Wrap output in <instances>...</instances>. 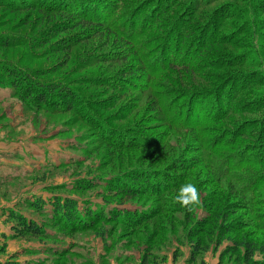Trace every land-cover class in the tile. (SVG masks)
Wrapping results in <instances>:
<instances>
[{
	"label": "rangeland",
	"instance_id": "rangeland-1",
	"mask_svg": "<svg viewBox=\"0 0 264 264\" xmlns=\"http://www.w3.org/2000/svg\"><path fill=\"white\" fill-rule=\"evenodd\" d=\"M109 1L38 0L45 8L66 6L39 10L24 7L31 0H0V264H141L143 258L150 264H248L244 247L234 244L248 240L264 248V213H258L264 212V183L257 211H250L242 185L263 178L250 173L264 171V0ZM192 11L204 19L185 21ZM132 18L133 29L126 25ZM181 24L192 28L185 38L155 54ZM206 25L212 36L204 34ZM132 30L146 40L147 54H155L148 79L156 103L161 94L175 106L189 102L208 114L216 112L210 107L216 100L229 102L223 117L203 124L208 140L222 138L215 143L221 147L202 148L190 131L181 134L160 121L155 99L136 87L142 75L127 73L141 70L126 42ZM56 85L80 99L67 92L66 100ZM99 122L119 131L101 133ZM129 139L134 146L123 147ZM183 160L168 175L175 187L161 195L110 189L128 186L130 174L169 170ZM185 182L199 192L190 208L174 203ZM65 197L75 199L80 212L93 208L98 218L79 228L56 223L50 199ZM36 202H44L42 211ZM122 202L129 217L100 216ZM13 212L49 234L18 231ZM253 259L262 261L264 254Z\"/></svg>",
	"mask_w": 264,
	"mask_h": 264
},
{
	"label": "trees",
	"instance_id": "trees-1",
	"mask_svg": "<svg viewBox=\"0 0 264 264\" xmlns=\"http://www.w3.org/2000/svg\"><path fill=\"white\" fill-rule=\"evenodd\" d=\"M110 1H114V0H110ZM38 3H39L38 0H31V2L27 3V5H25L24 7H28V8L36 7L37 8V6H40V4H38ZM101 4H103V8L108 9V11L112 17V10H111V7L107 4V2L101 3ZM144 5H148V2H145ZM65 7H66L65 5L64 6L58 5L55 7V5H53V4H51V5L48 4V8H45L44 6H40L37 9H39V10H43V9L63 10V8L65 9ZM129 11H131V9L126 8V10H124V13H127ZM74 14L77 15L78 13H74ZM121 14H122V11L116 15V17H119L118 19L120 22L122 19ZM185 15H187V14H185ZM188 15L189 16L185 18V21H187L189 19V22L192 25H194L193 21L196 20V22H198L199 20L204 19V16H202L203 14H198V12L194 13L192 11V12L188 13ZM153 18L155 19V17H153ZM124 22H126V19L124 21H122V23H120V24H123ZM108 23L111 25V22H108ZM126 25H130L131 28L133 29L134 25H135V18L128 19V22H126ZM63 29L64 30L69 29L68 25L65 24V27ZM191 29H192L191 27H187V26L185 27V24H181L180 27H177L176 30L170 34V36L167 40H166V38H164L163 44L159 47V49L156 51L155 54L161 53L165 44H168L171 46L174 41L177 42L179 39H181L183 37L185 38L184 30L190 31ZM132 31H133L132 33L129 32L127 34L126 42L128 44H132L133 45L132 47H134L136 49V50H134V48H133V51L131 50V52L136 57V59L141 62V70L138 73L137 70H134L135 69L134 68L135 66H134L131 69H129V71L127 73L130 74L129 75L130 77H140L142 75L141 78L136 80L137 83H142V84L140 86L136 85V87H141V88L144 87L143 90L148 93V96L150 98L152 97V99H155L152 103H153V107L155 108L154 110L156 111V114L159 115L158 117H160L159 118L160 121H162L165 125H168L169 129L172 127V129L180 132L181 134L185 133V131H190V133L192 134V136H190V139L193 140L194 142L199 143V145H201L202 148L221 147L222 145L215 144V143L217 142V140H221L222 138L217 137L216 141H214V139L208 140L209 128L203 127V124L204 123H210V122L213 123L214 121L212 119H214L216 117H218V118L223 117L224 113L228 112V110L229 111L231 110V108L229 107V102L223 104L222 102H218L216 100V102L210 106L212 109H214V106H215L216 112L214 113L213 112L214 110H212V112H210L208 114H201L199 110L196 111L195 107H197V106L190 105L189 102H188V104H185L183 106H181V105L175 106V102L171 103V101H168L167 99L164 100V98H163L164 95H161V94H159V98L161 99V102H159V100H158V103H156L155 95H154V93L151 92V88H152L151 82H150L151 80L148 79V77L152 73V67H151V65L149 66V62L150 61L154 62L155 54L153 55V53H154L153 51L150 54H147L149 51H151V49L146 50L145 44H144V43H147L146 40H145V42L139 41V39L141 37H143L142 34L140 32H137L136 30H132ZM209 31H211L210 35L212 36L213 35V28L210 25H206L204 34H206V35L209 34ZM78 33H80V32L77 31L73 35H77ZM82 36H86V32L81 33L80 37H82ZM71 42H72V40H71ZM218 43H220V42H218ZM170 46H168V48ZM218 50H219V48H218ZM131 81H134V80H131ZM231 83H233V82H231ZM106 85L110 86L109 84H106ZM131 85H132V82H131L128 89H131L130 88ZM56 87H57L56 92L61 94L62 97H64L66 100H68L70 97V95L67 94V92L74 93L68 87H64L61 85H56ZM117 87H120V89H121L122 84H118ZM46 97H47V95L42 96V98H40V100L44 101V99ZM71 97H72V100H74L75 98L77 100L80 99L79 96L75 93ZM213 100H215V99H213ZM108 102H111V101H108ZM192 106L194 107L193 110H192ZM99 123L102 124L100 126L101 133L104 132L107 135H114V134H116V132L119 131L116 128H114V130H110L109 125L103 124V122H99ZM240 125L241 124L239 123L238 126H240ZM153 130H155V128ZM123 144H124L123 147L126 146V148L134 146V144H131L130 139H129V142L127 144L126 143H123ZM168 147H169V144H168ZM208 161L210 163H212L213 165L218 164L219 167L220 166L223 167L222 163L216 158L214 160H213V158H211ZM186 162L187 161L183 160L181 162L175 163V165L172 164L173 167H170L169 170L167 169V167L155 168V169L154 168H148L145 171L146 173H144L143 175H139L136 173L133 175L130 174L128 176V178H126V179H128V182H127L128 186H122V188H119L117 186L115 189H112V188H110V189L117 192V194H119V195L124 194L127 196L132 195V194H137V193H144V192L152 194V195H156V196L161 195L162 193H165V192L169 191L171 188L175 187V182H173L174 180H170V178H168L169 173H174V171H176V167L183 166L184 164H186ZM233 165L234 164L230 163V161L228 160V171H229V173H230L231 167ZM250 174L256 176V178H260L259 176H263V178H261L260 180H250V181L244 182L242 184L243 186H245V190H244L243 194L246 195V199H248V201H249L248 206L250 208V211L251 210L253 211L254 208L257 211L260 207H263V205L260 202L261 194H258L257 192H258L259 188H261L263 183H264L263 182L264 181V171L261 172L260 174H258V173H250ZM229 175L230 174H228V176ZM256 178H254V179H256ZM243 179L245 180L246 178L243 177ZM113 191H110L109 193L111 194ZM256 196L258 197V199L255 198ZM50 202L52 205V210L50 213L53 216V219L55 220L56 223H61L62 225H65L68 227L79 228V227H83L84 225L90 226L93 223V221L96 218H98V214H97L96 210H93V208H91L89 206H84L87 208H84L85 211L80 212V207H79L77 201L71 197L50 199ZM43 203L44 202H36L34 206L37 210L42 211L43 210L42 209ZM119 205L120 206H117V208H116L117 210L111 211L112 212L111 214H108L109 212L103 211L100 216L103 218H107L109 220L110 219L124 218L127 215L129 217V215H130L129 211L128 212L125 210L121 211L122 208H120V207L123 205V202H122V204H119ZM258 211H260V212H258L259 215H262L264 213L263 208L261 210H258ZM135 213L138 215L141 214V212H135ZM82 214L87 215L86 220H84V221L82 219H80V217H82ZM114 215H116V216H114ZM12 217L16 220V224H15L16 226L15 227L18 231L27 232V233L35 236V237H40V236L49 234V232L45 228H43L42 225L39 224V222L32 220V219L29 220L26 216H24L22 214H15L13 212ZM263 223H264V220H263ZM100 235H102V237L104 236L103 234H100ZM239 245L241 247H244V249H245L244 259L248 264H250V263L251 264H264V260L255 261L253 259L257 252L264 254V248L262 246L260 247V246L256 245L254 242L248 241V240H241V242H236V244H234L235 247H238ZM198 248H199V245H196V248H194V252H197ZM6 264H21V263L18 262L17 260L11 259V261H8ZM141 264H150V262L147 258H143Z\"/></svg>",
	"mask_w": 264,
	"mask_h": 264
},
{
	"label": "clouds",
	"instance_id": "clouds-1",
	"mask_svg": "<svg viewBox=\"0 0 264 264\" xmlns=\"http://www.w3.org/2000/svg\"><path fill=\"white\" fill-rule=\"evenodd\" d=\"M199 192L195 184L191 182H185L180 185L177 192L174 195V203L181 207H191L198 203Z\"/></svg>",
	"mask_w": 264,
	"mask_h": 264
}]
</instances>
